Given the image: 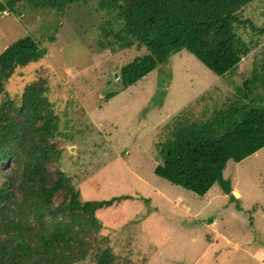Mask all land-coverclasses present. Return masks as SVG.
<instances>
[{
    "label": "rangeland",
    "instance_id": "374dc122",
    "mask_svg": "<svg viewBox=\"0 0 264 264\" xmlns=\"http://www.w3.org/2000/svg\"><path fill=\"white\" fill-rule=\"evenodd\" d=\"M100 2L72 4L62 13L19 2L14 12L0 13V53L27 35L47 50L14 69L0 105L12 101L18 107L27 85L47 87L58 118L57 134L49 140L58 150L47 165L49 182L62 171L81 201L128 195L96 210L98 230L79 231L84 243L74 245L86 256L73 264H96L95 252L103 248L114 255L112 264H264V147L227 164L224 177L239 197L217 183L200 196L155 174L164 144L178 129L211 124L230 108L264 105L251 101L264 94V0L237 11L247 22L234 24V31L251 51L233 72L218 76L181 50L125 89L120 67L147 48L136 42L123 47V19H113ZM253 72L260 76L255 82ZM110 92L116 94L107 98ZM17 167L14 160L1 163L0 187L17 178ZM53 202L67 200L58 192ZM14 205L8 204V213ZM67 213L46 216L48 226L67 221ZM32 223L35 242L39 228ZM2 229L0 241L6 238Z\"/></svg>",
    "mask_w": 264,
    "mask_h": 264
},
{
    "label": "trees",
    "instance_id": "16d2710c",
    "mask_svg": "<svg viewBox=\"0 0 264 264\" xmlns=\"http://www.w3.org/2000/svg\"><path fill=\"white\" fill-rule=\"evenodd\" d=\"M84 1L6 0L0 1V13L14 12L19 2L62 13L66 6ZM251 1L101 0L100 7L111 13L113 19L117 15L123 19L122 46L130 47L136 42L147 48V53L120 67L122 89L136 84L181 50L193 54L218 76L233 72L250 50L234 31V24L247 22L239 18L237 11ZM49 41H54V37H49ZM46 54V48L29 35L6 47L0 53V93L17 66ZM259 77L254 74L253 81ZM260 78L264 83V78ZM247 90L245 97L252 92ZM46 91L42 84H30L25 87L18 107L12 101L0 105V165L14 160L18 166L14 171L18 181L14 178L0 187V227L6 234L0 241V264H73L86 256L74 245L84 243L77 237L79 231L98 230L101 223L96 210L128 196L81 201L62 171H57L56 179L49 182L51 173L47 165L58 158V150L49 140L57 134L58 118ZM111 93L107 98L116 94ZM251 101L264 102V94L253 96ZM220 117L211 124L202 122L178 129L164 144L163 164L155 168V174L202 196L216 184L205 165L224 171L230 161H241L264 147V105L230 108ZM58 192L63 193L67 202L54 206L53 197ZM18 193L21 197L16 201ZM10 203L15 205L8 213ZM66 212L67 221L58 219L48 226L46 216L57 219ZM32 222L39 228L34 233L35 242L31 239ZM94 260L96 264H112L114 255L103 248L95 252Z\"/></svg>",
    "mask_w": 264,
    "mask_h": 264
},
{
    "label": "water",
    "instance_id": "95a60500",
    "mask_svg": "<svg viewBox=\"0 0 264 264\" xmlns=\"http://www.w3.org/2000/svg\"><path fill=\"white\" fill-rule=\"evenodd\" d=\"M205 167L216 179V183L225 193L235 195L230 178H225L223 171L220 168L215 165H205Z\"/></svg>",
    "mask_w": 264,
    "mask_h": 264
},
{
    "label": "crops",
    "instance_id": "0c3cea01",
    "mask_svg": "<svg viewBox=\"0 0 264 264\" xmlns=\"http://www.w3.org/2000/svg\"><path fill=\"white\" fill-rule=\"evenodd\" d=\"M250 51H251V48H250ZM246 56V55H245ZM241 62H239V64H240ZM238 64V65H239ZM231 73V72H230ZM254 74V72L252 73V75ZM226 75V74H225ZM259 103H263V102H259ZM263 148V147H262ZM260 150V149H259ZM257 152V151H256ZM223 173H224V171H223Z\"/></svg>",
    "mask_w": 264,
    "mask_h": 264
},
{
    "label": "bare ground",
    "instance_id": "6f19581e",
    "mask_svg": "<svg viewBox=\"0 0 264 264\" xmlns=\"http://www.w3.org/2000/svg\"><path fill=\"white\" fill-rule=\"evenodd\" d=\"M233 191H234L235 195H237L239 197V193L234 189H233Z\"/></svg>",
    "mask_w": 264,
    "mask_h": 264
}]
</instances>
